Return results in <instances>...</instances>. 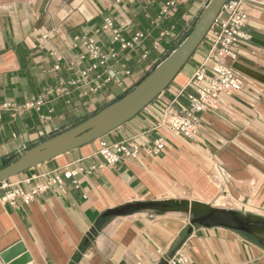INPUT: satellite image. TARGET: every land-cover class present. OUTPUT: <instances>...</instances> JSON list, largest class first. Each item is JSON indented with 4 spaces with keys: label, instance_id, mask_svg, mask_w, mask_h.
<instances>
[{
    "label": "crops",
    "instance_id": "obj_1",
    "mask_svg": "<svg viewBox=\"0 0 264 264\" xmlns=\"http://www.w3.org/2000/svg\"><path fill=\"white\" fill-rule=\"evenodd\" d=\"M164 1L0 0V102L21 104L62 78H75L76 68L70 64L87 53L75 37L95 36L107 16L150 32L136 50L111 61L114 69L125 65L132 72L122 74L120 82L83 98L74 91L41 111L17 116L1 112L0 163L79 123L127 90L184 37L206 0H190L174 9L161 25L172 28L171 34L156 47L161 28L152 21ZM248 9L250 40L241 44L236 62L243 88L226 98L223 109L201 115L196 138H182L156 125L169 105L178 109L189 104L184 88L209 51L206 42L147 110L102 138L12 178H33L34 184L42 174L80 167L76 182L65 180L63 189L41 194L29 205L3 202L0 190V254L22 242L31 256L26 264H165V258L177 251L188 256L187 264H264V240L221 226L192 225L188 211L143 208L105 216L128 204L223 196L222 204L214 207H226L225 198L247 201L261 212L256 216L264 218V46L254 41L264 42V0ZM95 37L105 49L110 46L111 34ZM52 53L63 57L60 71L54 70ZM90 64L87 59L82 67ZM132 137L142 147L138 156L115 166L104 163L98 153L103 142L114 145ZM159 137L165 139V147L151 156L148 148ZM92 164L103 167L90 171ZM31 185L22 183L25 189Z\"/></svg>",
    "mask_w": 264,
    "mask_h": 264
},
{
    "label": "built area",
    "instance_id": "obj_2",
    "mask_svg": "<svg viewBox=\"0 0 264 264\" xmlns=\"http://www.w3.org/2000/svg\"><path fill=\"white\" fill-rule=\"evenodd\" d=\"M189 1L165 0L158 14L153 18L154 27L161 28L162 23L170 18L174 9ZM255 3H259V0L226 1L202 42L209 45V51L184 88V91H187L189 104L178 109L169 105L158 120L156 128H165L176 136L194 139L201 131V115L207 111L223 109L226 106V98L242 90L244 79L235 64L241 44L250 40L246 32L250 17L248 8ZM171 30L172 28L169 27L160 29L159 37L154 43L156 47L161 44L165 36L171 34ZM103 33L112 35L111 44L107 49L95 37ZM94 34L95 36H91L85 33L75 37V42H81L87 52L80 56L79 61L70 64L71 67L76 68L75 78L68 80L62 78L56 85L21 104L0 102V114L8 111L12 116H17L32 110L41 111L54 99L69 96L74 91H79V97L83 98L98 93L110 82H120L122 74L131 75L132 72L125 65L122 66V70L114 69L111 61L118 59L123 52L136 50L150 36V32L135 30L125 23H117L111 16L104 18L103 23L94 30ZM51 55L56 58L54 70L63 69V57L55 53ZM143 57L147 58V53ZM87 59L91 60V64L83 68L82 65ZM147 107L144 110H147ZM43 118L47 117L43 116ZM135 138L123 139L114 145L103 142L98 153L105 164L115 166L124 158L139 155L142 147ZM164 147L165 139L159 137L148 148V153L151 156L158 155ZM102 167V164H92L90 171ZM81 170L82 168L76 167L42 174L37 176L39 180L34 184L33 178L23 181L12 178L5 180L0 183V190L4 192L2 201L11 205L22 201L29 205L41 194L55 188L63 189L65 180H73ZM22 183L32 185L29 189H25ZM188 261V256L181 251L165 258V264H187Z\"/></svg>",
    "mask_w": 264,
    "mask_h": 264
},
{
    "label": "water",
    "instance_id": "obj_3",
    "mask_svg": "<svg viewBox=\"0 0 264 264\" xmlns=\"http://www.w3.org/2000/svg\"><path fill=\"white\" fill-rule=\"evenodd\" d=\"M226 1L206 0L195 23L187 26L184 39L177 42V45L160 57L139 80L97 113L89 115L86 120L65 130H58L48 135L45 140L32 147H25L15 160L13 157L8 158L3 163L5 166L0 168V183L61 154L100 139L141 113L174 82L190 61ZM254 41L264 46L263 41L256 39ZM235 67L237 68L236 64ZM9 161L11 163L8 164ZM143 208L174 209L164 201L140 202L108 210L105 216L126 215ZM191 224L204 227L221 226L255 237L257 236L252 233L253 231L264 232V218L256 215H243L235 210L221 207H214L193 215ZM0 258L4 264H26L31 261V256L22 242L2 252Z\"/></svg>",
    "mask_w": 264,
    "mask_h": 264
},
{
    "label": "bare ground",
    "instance_id": "obj_4",
    "mask_svg": "<svg viewBox=\"0 0 264 264\" xmlns=\"http://www.w3.org/2000/svg\"><path fill=\"white\" fill-rule=\"evenodd\" d=\"M222 197H219L217 199L207 200V201H198V200H191V199H185V198H172L168 200H164V202L169 203L170 207H173L176 210H183L188 211L192 213L193 215H197L201 212L208 211L212 208H214L215 205H221L222 204ZM227 206V205H226ZM223 208V207H221ZM226 208V207H224ZM253 234H255L258 238L261 240H264V232L261 231H253Z\"/></svg>",
    "mask_w": 264,
    "mask_h": 264
},
{
    "label": "rangeland",
    "instance_id": "obj_5",
    "mask_svg": "<svg viewBox=\"0 0 264 264\" xmlns=\"http://www.w3.org/2000/svg\"><path fill=\"white\" fill-rule=\"evenodd\" d=\"M3 165H4L3 163H0V167ZM219 189L218 192L220 191ZM188 198L191 199V197ZM225 203L227 205L226 206L227 209L235 210L236 212L241 213L243 215H261V212L256 211L255 209L256 207H254V205L247 204L248 203L247 201L240 202L237 200H229L225 198Z\"/></svg>",
    "mask_w": 264,
    "mask_h": 264
},
{
    "label": "trees",
    "instance_id": "obj_6",
    "mask_svg": "<svg viewBox=\"0 0 264 264\" xmlns=\"http://www.w3.org/2000/svg\"><path fill=\"white\" fill-rule=\"evenodd\" d=\"M195 21H196V19H195L192 23H195ZM183 39H184V37H183L181 40H183ZM181 40H180V41H181ZM176 45H177V43H176ZM176 45H175V46H176ZM175 46H174V47H175ZM174 47H173V48H174ZM171 50H172V49H171ZM171 50H170V51H171ZM170 51H169V52H170ZM104 107H105V106H104ZM101 109H102V108H101ZM101 109H100V110H101ZM98 111H99V110H98ZM98 111L94 112L93 114L97 113ZM90 115H92V114H90ZM88 116H89V115H88ZM88 116H87V117H88ZM87 117L84 118V119H82L81 121H79V123L82 122V121H84V120H86ZM77 124H78V123H77ZM75 125H76V124H75ZM17 157H18V156L13 157V160H15ZM9 158H10V157H9ZM13 160H12V161H13ZM7 163L9 164V163H11V161H9V162H7ZM3 166H5V165H3ZM3 166H1V167H3ZM1 167H0V168H1Z\"/></svg>",
    "mask_w": 264,
    "mask_h": 264
}]
</instances>
